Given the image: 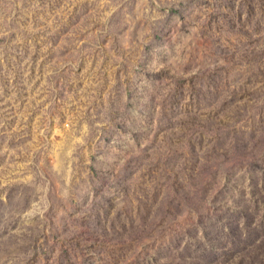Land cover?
<instances>
[{
    "label": "rangeland",
    "instance_id": "1",
    "mask_svg": "<svg viewBox=\"0 0 264 264\" xmlns=\"http://www.w3.org/2000/svg\"><path fill=\"white\" fill-rule=\"evenodd\" d=\"M13 3L0 67L35 72L0 106V264H264V0ZM20 6L55 54L2 44Z\"/></svg>",
    "mask_w": 264,
    "mask_h": 264
},
{
    "label": "trees",
    "instance_id": "2",
    "mask_svg": "<svg viewBox=\"0 0 264 264\" xmlns=\"http://www.w3.org/2000/svg\"><path fill=\"white\" fill-rule=\"evenodd\" d=\"M14 0H1L0 4L4 5V11H7L9 5L12 3V7L15 6V4L13 3ZM31 0H22V4H28V2H30ZM37 1V0H36ZM256 0H249V2H253ZM39 4V3H38ZM38 4L35 6L38 7ZM50 9L51 11H54V9H56L57 7H59L60 5H55L52 3H49ZM251 10V8H250ZM21 11V6L20 8L17 9V13H15L14 15V19L11 20L10 22L8 21H4L3 25L5 23V25H7L6 29L7 31L5 32L7 35L2 38V44H5V47L10 46V44L15 42V39L17 41V37H23L24 40L28 39L30 37H32L33 35H31L32 29H29L30 24H28V22L31 21H35L34 19H37L36 15H18V13H20ZM18 16H20L21 21L18 18ZM42 23V22H41ZM26 24H28V26H26ZM45 26V25H44ZM31 28V26H30ZM44 31H46V33H49V30L45 29ZM43 33V32H42ZM40 35V33L38 34ZM60 32H58L57 30L55 31V36L53 38H51V40H53L54 42H45V45L40 44L37 39L35 41H32L30 43L29 39L27 41L28 44H24L23 47H18L16 46V48L23 52L25 51V53H30L31 52V58L36 59L37 56H39L42 52V50H46L47 52H51L53 54H55V50L57 48V43L56 42L59 39ZM69 39V36L67 37ZM157 40H161L162 37L160 35H156ZM12 41V42H11ZM57 45H54V44ZM33 49V50H32ZM42 49V50H41ZM32 50V51H31ZM50 56V53H47ZM46 54V55H47ZM34 59H32L34 61ZM7 69H4V67H0V106H8L11 107L10 103V98L12 96V94H17L19 95V93L23 92V95L25 94V89H27V82H29L30 80L33 79L34 77V72H35V68L31 67L29 69H27V77L22 78L20 74H17L15 77H11L13 79H11L9 76L12 74L11 71L6 72ZM9 97V98H8ZM4 101V102H3ZM1 142V141H0ZM2 144V145H1ZM0 144V154H2V151H6L7 148L12 149L13 151H15V144H14V140H11L9 142H6L4 148L3 143ZM5 156V154H2ZM91 168V172L93 174V178H91L93 181H99L101 182L102 178L100 176V174L97 172L95 167H90ZM105 182L108 183V185H112L114 186V184L110 183V181H108V179H104ZM179 181V180H178ZM124 181L122 180H118V184L122 185ZM123 187H126L123 183L122 185ZM173 190H174V196H171L172 200L169 204H168V200H164V202L162 204L159 205V207H157V209L155 210L154 213H152L151 215V219L149 218V220H153V222L155 223L153 225L156 227V225H160L162 222H168V218L171 215H174V213L171 211L172 209H177V211L180 213L181 211L183 212L186 209V206L188 204L189 201H192L193 198L192 197H186L184 192L186 190V188L183 186V183L180 181L176 183V185L172 186ZM185 189V190H184ZM124 191H127L126 189H123ZM114 199L113 198H109V197H105V201L106 203L108 202V204H112V201L114 203ZM190 203V202H189ZM54 205V203L52 204ZM105 212H108V210L106 209V207H104ZM146 218V217H144ZM158 221V222H156ZM159 223V224H158ZM136 225V224H134ZM136 227V226H135ZM136 232V231H135ZM41 238H43V236H41ZM46 240L43 241V244L41 246V244H39L40 247V251L42 253H45L44 251V246H46ZM71 243H76V245H78L77 241H73ZM65 246V245H64ZM43 249H42V248ZM65 248H68V250L65 249V251L63 252V256L64 259L62 261V264H77L75 261H73L74 257H75V251H71L69 249V246H65ZM73 261V262H72Z\"/></svg>",
    "mask_w": 264,
    "mask_h": 264
}]
</instances>
